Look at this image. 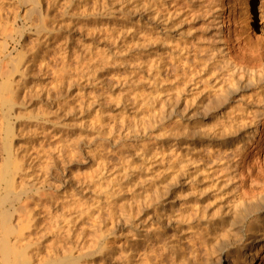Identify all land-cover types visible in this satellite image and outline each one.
<instances>
[{
	"label": "rangeland",
	"instance_id": "obj_1",
	"mask_svg": "<svg viewBox=\"0 0 264 264\" xmlns=\"http://www.w3.org/2000/svg\"><path fill=\"white\" fill-rule=\"evenodd\" d=\"M178 1L0 0V91L10 80L16 92L0 93V264L5 214L28 264H166V238L189 235L166 230V181L186 148L166 111V6L182 14ZM206 1L185 0L202 15L192 26L175 16L176 30L201 34ZM251 1L238 0L242 22ZM251 27L244 37L264 48ZM225 235L207 237L215 264L260 263L264 241L226 245Z\"/></svg>",
	"mask_w": 264,
	"mask_h": 264
},
{
	"label": "bare ground",
	"instance_id": "obj_2",
	"mask_svg": "<svg viewBox=\"0 0 264 264\" xmlns=\"http://www.w3.org/2000/svg\"><path fill=\"white\" fill-rule=\"evenodd\" d=\"M181 1L177 4L182 14L177 15L190 18L188 26L197 24L201 12L192 9L191 2ZM255 1L248 3L244 22L238 17V0H232L229 14L224 0L206 1L199 35L192 28L188 34L176 30V11L166 6V111L183 123L186 145L184 167L176 179L166 181V230L175 227L189 235L193 231L176 241L166 238V264H215L207 248L211 234H226L222 240L226 245L247 243L249 235L251 245L264 241V48L250 35L244 37L246 20L264 36V0ZM14 90L10 80L3 83L2 98L14 95ZM7 103L12 104L13 98ZM208 125L212 126L206 130ZM13 180L8 171L10 186ZM177 188H190L192 193L175 197ZM176 207H181L178 219L172 217ZM11 219L4 215L3 262L28 264L10 245L17 232ZM180 242L192 246L194 259L185 258ZM201 247L205 259L199 256ZM254 260L264 264V249L252 256Z\"/></svg>",
	"mask_w": 264,
	"mask_h": 264
}]
</instances>
